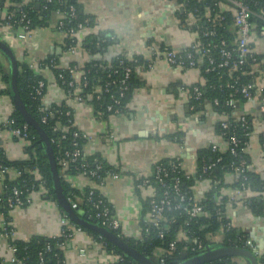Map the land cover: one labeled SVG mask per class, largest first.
Returning a JSON list of instances; mask_svg holds the SVG:
<instances>
[{"label": "crops", "instance_id": "obj_1", "mask_svg": "<svg viewBox=\"0 0 264 264\" xmlns=\"http://www.w3.org/2000/svg\"><path fill=\"white\" fill-rule=\"evenodd\" d=\"M76 2L81 12L93 20L92 25L78 32L81 41L89 35H97L102 43L107 41L94 55L91 56L83 46L74 55L65 51L62 34L56 28V15H52L45 25L34 29L26 43L29 46L28 54L23 53L25 43L21 40L11 38L8 45L17 61L30 64L44 80V101L47 104L65 101L72 109L74 126L87 135L81 145L83 154L99 157L109 167L119 170V178H107L102 185L78 173L61 175L76 190V201L82 202L85 189L98 190L110 205L113 215L121 220V234L134 237L141 226V218L146 217L145 203L151 192L150 186L137 187L134 176L150 177L156 163L175 157L181 159L186 173L194 175L195 155L199 148L204 147L206 142H214L220 149L226 150L227 143L215 130L219 116L207 101L195 106L179 87L175 91L170 89L173 83L191 85L199 81V69L174 68L164 61L162 55L153 54V48L182 50L194 39L180 23L181 7H177L175 0ZM251 43L264 62V37L253 34ZM51 54L57 56L61 66L72 61L84 63L94 58L109 63L120 54L127 57L137 55L145 62H154L151 68L142 65L135 68L141 84L133 90L124 112L100 117L95 115L91 104L68 97L56 83L52 70L39 65ZM0 64L9 73V81H5L0 73L1 122L11 114L14 105L11 97L4 93L10 87L11 67L1 53ZM259 77L264 80V63ZM237 112L252 116L243 152L248 156V170L264 177V151L260 142L264 131V114L259 109V98L245 102L241 108L238 106ZM176 132L180 133L179 141L171 139ZM0 147L7 160L26 159L21 148L22 141L12 137L7 129L0 130ZM223 180V192L227 193L234 176L225 172ZM207 187L206 180H197L192 188L193 195L201 198ZM29 197L27 205L14 207L8 212L9 224L14 231L13 239L28 241L33 236L59 235L63 210L57 200L39 191L32 192ZM262 198L264 192L259 197ZM82 214H85L84 210ZM225 214L237 229L249 232L260 245L264 238V216H254L245 206L232 204L225 206ZM3 221L4 217L0 214V229ZM9 243L10 238L0 232V258L7 262L12 256ZM62 254L65 264H112L115 255L85 229L74 231ZM243 264L248 263L244 260Z\"/></svg>", "mask_w": 264, "mask_h": 264}, {"label": "built area", "instance_id": "obj_2", "mask_svg": "<svg viewBox=\"0 0 264 264\" xmlns=\"http://www.w3.org/2000/svg\"><path fill=\"white\" fill-rule=\"evenodd\" d=\"M34 0H23L24 5L28 2ZM177 7L182 8L183 3H178ZM52 0H42L39 6L41 7L40 11L44 14L48 10V4ZM63 6L62 8H56L53 11V14L57 16L56 28L61 32L63 37V46L65 51L68 54H76L83 42L78 36V32L84 29L89 25V18L84 17L82 20L77 18V9L76 6L69 3V0H58ZM229 3L228 8L232 10V23L235 30V36L231 39L230 43H226L224 39H221L220 42L216 44H211V41H207L205 44L200 43V38L209 36H214V31L209 30L199 34L198 20L194 14L189 13L185 17V23L182 25L186 32L193 35V41L182 50L173 49V48H164L162 50H157L153 48V54L155 56L162 55L164 61L171 67L178 69H188V68H197L198 63L202 58H205L207 61V67L205 68L206 72L214 71L217 69H228L231 71H236L239 66L246 63L250 64L252 74L255 75L253 80L247 82H239L238 77H236L233 84H229V88L233 90V94L239 93L246 102H250L259 98V109L261 113H264V80L260 79L259 71L263 65V60L257 57V53L250 46L251 38L253 34H258L264 37V0L261 1L258 7V11L254 12L253 6L257 5V0H227ZM8 4V0H0V40L5 42L7 45L11 38H16L25 43L23 47V53L28 54L29 46L26 44L32 36V32L36 27H32L31 18L28 16L26 6H22L17 9V12L11 10ZM224 6L222 2L219 3V11L214 12L213 18L208 17L207 21L209 23H214L216 21L223 22L225 20L224 15L221 12V7ZM183 9V8H182ZM17 13V14H16ZM1 14L3 17L1 18ZM255 14L260 21L262 22L257 32H253L254 24L250 20L251 15ZM42 18V16H40ZM9 46V45H8ZM10 47V46H9ZM217 48L216 56L219 58V61L216 63L212 49ZM124 58L118 60L116 67L112 68L108 64H103L102 69L105 70L106 80L103 85H95L94 92L96 93V98L104 93H109L111 86L115 85L119 97H122L125 91L128 90L127 82L130 78L132 72V66L128 62L124 61ZM127 61V60H126ZM148 62L146 64L147 68L152 67V63ZM42 67H48L49 69H58L57 77L60 80V84L66 85L70 88H75L73 91V98L77 101H82V97L78 95L80 92L79 86H87L88 80L86 72L80 68L79 65H59L55 56H48L40 62ZM30 68L32 66L28 64ZM63 71H67V77L64 76ZM119 74V75H118ZM117 75L118 78L113 76ZM76 86V87H75ZM44 88L45 82L43 79L36 80L35 85L33 86V98L42 100V106H38V110L43 112L44 107L47 103L44 101ZM179 90L186 94L192 102L200 101L202 98V90L200 86L196 84L191 85H181ZM70 91V90H69ZM112 97V96H111ZM119 97H115L112 100V103L106 106V110L111 112V115H115L121 112L118 107L120 101ZM208 102V101H207ZM211 106L217 105L218 100L213 99L212 103L208 102ZM224 105L233 109L234 111L238 108L237 99L233 96L224 100ZM64 115L68 117V125L63 127V132L69 130L71 126H74V122L71 118V113L69 110L65 111ZM219 120L216 122L219 124V131H216L219 136H221L227 143V149L231 154H237V146L239 140L235 133H229L231 126L230 119L227 113L221 112L217 113ZM47 113L42 115V121H45ZM236 121L240 122V126L245 130L247 129V121L244 116L236 115ZM7 129L10 135L14 138H19L22 141V151L26 155V159L29 158L28 146L31 143V140L34 139V136L29 132V125L25 122L21 125L16 123V119L11 116V114L0 122V130ZM58 126H54L53 130L56 131ZM62 133L61 139L65 138V134ZM248 136V132L245 133ZM112 136V135H111ZM227 136V137H226ZM87 135L81 132L79 129H73L70 132V142L69 148L62 150L60 144V138L50 139V143H54L57 149L55 162L59 169V175H65L70 168L73 166L75 170L78 171V174L92 178L98 184L102 185L107 178L117 179L120 176L119 170L117 169H105L103 162L97 158H94L92 162L88 161L82 152L81 145H79L78 140H85ZM261 146L264 151V131H262L260 136ZM205 147H209L213 153L221 154L226 150L220 149L214 142H206ZM34 154V153H33ZM35 157V154H34ZM4 154L2 148L0 147V181L4 178L5 175L9 176H20L22 170L18 168L7 165L3 162ZM220 161V157H217L214 162H202L201 172L199 180H206L208 182V187L206 189H211L214 185L216 186L219 181L215 178L213 174V168ZM232 171H229L234 176V182L231 189L227 192H223V187L221 186L218 189L216 194V200L219 203L223 196H226V204L232 205H243L248 206L251 203V197L258 195L259 193L251 191L246 185V175L244 172L248 170V165L244 159H240L237 165L230 164L229 166ZM31 172L34 174V179L30 184L22 183L21 185L12 186L6 198L4 199V206L9 210L14 207H24L30 201V194L35 191L42 192V194L49 196L45 188V180L40 176L35 166L32 168L29 167L28 173ZM183 173L185 177H189L190 174L186 173L183 170L181 161L170 160L166 165L158 162L154 165L153 174L150 177H145L141 175L134 176V182H136L137 187L150 186L151 192L147 198V212L146 217L142 220L146 226L145 228H139L137 234L133 237L138 241H143L144 236L148 235L150 230L155 233L156 238L164 240L165 236L168 234L170 228L173 224H176L175 232L176 236L170 240L166 245L155 247L152 251V256L156 258V264H163L167 256L172 254L176 250V243L178 240H191L193 246L191 247L192 251H198L199 254L205 252L209 249H214L217 247H227L234 246L238 248H244L252 250L255 252L256 256L261 255L264 258V246L259 248L257 242L253 236L246 230L237 229L233 222L224 215H219L215 224L211 222L200 225V229L208 228L210 232L206 235L207 240L211 243H205L202 238L195 234L194 231H190L187 226L190 221L197 222L200 216H209L206 214L203 206L200 202V198L192 196L187 191L181 187V177L180 174ZM172 176L171 182L168 183L167 179ZM240 177V178H238ZM236 184V186H234ZM95 191H98L94 188H90L87 193H83L84 200L92 209V215L98 225L107 228L108 230L114 232L115 230L120 231L121 220L113 215L111 207L108 202L105 200L103 195L99 192L96 196ZM205 191V192H206ZM250 192H253L251 195ZM72 208L78 207V201H76L75 196L73 199H68ZM0 200V210L2 208ZM264 211V209H263ZM0 214H2L0 212ZM3 215V214H2ZM4 221L2 223L0 232L6 238L13 239L14 231L13 227L9 224V220L3 215ZM181 219V223H178V220ZM178 225V226H177ZM75 230H81L80 226L71 223L70 219L63 211L61 216V230L58 237L66 238L70 240L73 237ZM235 231V232H234ZM119 236V235H118ZM121 237V236H120ZM58 248L63 246V242L57 243ZM9 249L11 251V258L9 262H17L18 260L15 256L16 248L9 243ZM51 248L47 246L45 251H49ZM114 253V252H113ZM114 260L112 264H138L135 261L126 259L125 256L119 253H114ZM40 262H43V257L41 253ZM196 256V255H195ZM194 257V256H193ZM237 257V256H234ZM238 259V258H237ZM216 260H221L218 258ZM238 264H241V261L244 259L239 258ZM221 264H226L222 262Z\"/></svg>", "mask_w": 264, "mask_h": 264}, {"label": "trees", "instance_id": "obj_3", "mask_svg": "<svg viewBox=\"0 0 264 264\" xmlns=\"http://www.w3.org/2000/svg\"><path fill=\"white\" fill-rule=\"evenodd\" d=\"M42 0H34L32 2H28L24 5L23 0H8L9 8L13 10L14 12H17V9L26 6V10L28 13V16L31 18L32 21V27H39L43 26L47 23L48 19L54 15L53 11L56 8H62V4L58 2V0H52L51 3L48 4V10L42 14L40 11L41 7L39 6V3H41ZM178 3H183L182 8L180 9L179 13V20L181 25H184L185 23V17L192 13L195 15L196 20H198V27L197 30L199 34H202L203 32H207L209 30L214 31V36L209 37H201L200 43L205 44L207 41H211V44H216L220 42L221 39H224L226 43H230L231 39L235 36V30L232 23V10L228 8L229 3L227 0H177ZM262 0H257V5L253 6L254 12L258 11L259 4ZM222 2L224 6L221 8V12L224 15L225 20L222 22H214L209 23L207 21L208 17L213 18L214 12H218L219 9V3ZM69 3L76 6L77 9V19L82 20L84 17H88L90 22L89 25L93 24V20L90 16L85 15L81 12L80 6L76 2V0H69ZM230 6V5H229ZM214 12H213V11ZM17 14V13H16ZM42 16V18L40 17ZM3 17V14H1V18ZM250 20L255 25L253 32H257L261 25L260 19L255 15L252 14ZM107 41L102 43V39L98 37L97 35H89L83 40V47L89 52V54L94 55L98 48L100 46H103L106 44ZM250 46L253 48L252 43ZM217 48L212 49L213 57L216 61V63L219 61V58L216 56ZM0 53L5 56L1 51ZM49 56H55L56 60L58 59L55 54H51ZM258 58H260L257 55ZM6 58V57H5ZM124 58L125 62H128L132 66V72L130 74V78L127 82L128 90L125 91L124 95L122 97H119L117 88L115 85L111 86L109 93H104L100 96V98H96V93L94 92V86L95 85H103V83L106 80L105 76V70L102 69L103 64H108L112 68L116 67L118 64V60ZM7 59V58H6ZM127 60V61H126ZM58 63V60H57ZM59 64V63H58ZM146 64L148 62H145L137 55L127 57L124 54L117 55L113 60L107 62H102L98 59H90L84 63H79L78 61H72L69 65H79L82 70L86 72L88 84L87 86H79L80 92H78V95L82 97V101H85L89 104H91L93 111L95 115L100 117H106L111 115V112H108L106 110V106L110 103H112L113 98L119 97V105L121 112H124L126 109V104L129 102L131 94L133 90L141 84L140 78L138 77L135 68L142 65L146 67ZM207 61L205 58H202L201 61L198 63L197 68L200 71V79L197 81L196 85L200 86V89L202 90V98L200 101L192 102L195 106L199 105L200 103H203L204 101L211 102L213 99L218 100L217 105L212 104V108L216 113L225 112L228 114L230 119V129L229 133H235L237 136L239 143L237 146V154L233 155L228 150L222 152L221 154L213 153L209 147H201L197 150L195 158H196V172L194 175H190L189 177H185L183 173L180 174L181 177V187L185 191H187L189 194L193 195L192 188L197 180L199 178H204L205 175H202L204 177H200L201 172V165L202 162H214L217 157H220V161L216 164L215 168H213V174L215 175V178L218 179L219 183L215 186H213L211 189L207 190L203 193L202 197L200 198V202L203 206V209L205 210L207 216H200L195 221H190L187 228L190 229V231H194L196 235H198L205 243H210L206 235L208 234L209 229L204 228L200 229L199 226L203 225L205 223L215 224V221L217 220V217L219 215L225 214V204H226V196H223L219 203L216 200V194L218 193V189L222 186H224V180H223V174L225 172L232 171V169L229 167L230 164L237 165L240 161V159H244L246 164L248 165V156L246 153L243 152V148L245 145V142L247 140L246 132H250L251 129V120L252 116L249 114H243L234 111L233 109L226 107L224 105V100L227 98H230L231 96L235 97L237 99L238 106L241 108V106L246 102L245 99L239 94L236 93L233 94V90L229 88V84H233L236 77H238L239 82H247L250 80H253L255 75L250 73L251 67L250 64L246 63L244 65L239 66V68L236 71H231L228 69H215L214 71L206 72L205 68L207 67ZM53 74L57 77L58 69H51ZM0 73L5 81H9V73L5 72V69L3 68L2 64H0ZM11 74V73H10ZM63 74L65 77H67V71H63ZM119 75V74H118ZM55 77L56 83L65 91L68 97H73L75 91V88L67 87L66 85L60 84V80ZM114 78H118L117 75L113 76ZM42 79V77L37 74L32 68L28 66L25 62L17 61V76H16V85L19 92V96L27 109V111L31 114V116L40 124L42 129L47 133L50 139L54 138H60L63 132V127L68 125L67 119L64 115L65 111L69 110L71 113V118L73 120V112L70 107L67 106L65 101L61 102H51L47 104L44 107V111L41 112L38 110V106H42V100L34 99L33 98V86L36 83V80ZM181 83H173L170 85V89L175 91L177 87H180ZM76 87V86H75ZM70 90V91H69ZM45 92V88H44ZM4 93H7L10 97V87L4 90ZM112 96V97H111ZM44 113H47V117L45 121H42V115ZM236 115L238 116H244L245 120L247 121V129H243L242 126H240V122L236 121ZM11 116H13L16 119V123L18 125H21L22 123H25L24 119L21 117L19 112L14 108L11 112ZM54 126H58V129L56 131L53 130ZM76 129L75 126H71L68 131H66L65 138H60V144L62 146V150L65 148H69V142H70V132ZM215 130L219 131V124H215ZM29 132L31 135L34 136V139L31 140L30 145L28 146V153L29 158L21 161L17 160H7L4 157L3 162L7 165L14 166L18 168L19 170H22V174L18 177L16 176H9L8 174L4 176V178L0 181V200L1 204L3 205L0 212L9 220V209L4 206V199L6 198V194L8 193V190L15 185H21L22 183H27L28 185L30 182L34 179V174L31 172L28 173L29 167L35 166L40 176L45 180V188L47 190V193L50 198L57 200L55 192L53 190V183H52V176L50 172V166L47 154L45 152L44 146L42 145L40 138L38 134L29 126ZM227 137V136H226ZM175 139L177 141L180 140V133L176 132L175 134L171 135V139ZM79 145H82L83 140H78ZM53 149V154L56 156L57 149L55 147L54 143H50ZM35 157H34V154ZM88 161L92 162L94 158H97L103 162V165L105 169H110L109 167L101 158L92 156L87 157L84 156ZM170 160L180 161L181 159L179 157L170 158V159H164L160 162L163 164H167ZM58 168V167H57ZM59 171V169H58ZM67 173L76 174L78 173L77 170L73 168V166H70ZM244 175H246V185L248 188L253 192H259V195H254L251 197V203L248 206H245L248 211L251 212L254 216H264V198L259 199V197H262V193L264 192V177L260 176L258 174H254L250 172L249 170H246L244 172ZM240 178V177H238ZM61 179V186L63 193L65 194L67 199H73L74 196L77 194L76 190L71 188L60 176ZM172 179V176H170L167 181L170 183ZM236 186V184H234ZM90 188L85 189V193L88 192ZM99 194L98 191H95V195L97 196ZM84 194L82 195V202L78 203V207H81L84 210V218L95 220V218L92 215V209L90 207V204L86 202L83 198ZM147 205L148 203H145V209L147 211ZM110 206V205H109ZM144 209V210H145ZM143 218H141L140 221V227L145 228L146 224L142 221ZM96 221V220H95ZM98 223V221H96ZM181 223V219L178 220L177 224ZM178 226V225H177ZM81 229H85L89 233L93 234L96 238L100 239L103 244L105 245L106 249L108 251H112L114 253H119L125 256L126 259H130L127 255H125L123 252H121L117 247L112 245L110 242H108L106 239L98 236L95 232L81 227ZM176 224L172 225V228H170L168 234L165 236L164 240H160L156 238L155 233L150 230L149 234L144 236L143 241H138L133 237H124L119 230H115L114 233L121 236L129 245L136 248L138 251H140L143 255L146 257H149L150 259L154 260L156 262V258L152 256V251L155 247L166 245L170 240L175 238L176 232H175ZM235 232V231H234ZM63 242V246L61 248H58L57 243ZM68 239L53 236V237H43V236H33L28 241H22V240H10V243L16 248L15 256L18 260H20V263L17 262H7L0 258V264H65L64 258L62 254V250L64 246L68 243ZM211 244V243H210ZM193 242L191 240H178L176 243V250L172 252L169 256H167L164 260L163 264H179L180 262L189 259L195 255H197L198 251H192L191 247L193 246ZM50 246L49 251H45L46 247ZM41 253L43 257V262H40V255ZM239 257H222L221 260H213L210 262L202 263V264H221L222 262H225L226 264H238ZM244 259V258H243ZM258 263L264 264V258L261 255L257 256ZM246 260V259H244ZM132 261V260H131ZM248 263V261L246 260ZM249 264V263H248Z\"/></svg>", "mask_w": 264, "mask_h": 264}, {"label": "water", "instance_id": "obj_4", "mask_svg": "<svg viewBox=\"0 0 264 264\" xmlns=\"http://www.w3.org/2000/svg\"><path fill=\"white\" fill-rule=\"evenodd\" d=\"M0 51L5 55L11 67L10 95L14 108L19 112L24 121L38 134L40 141L44 146L49 161L53 190L55 192L57 202L61 209L66 213L71 222L95 232L96 234H98V236L106 239L108 242L117 247L121 252L130 257V259L135 261L136 263L156 264L152 259L146 257L136 248L129 245L122 237L118 236L116 233L98 225L95 220H92V218L88 220L85 219L83 217L84 214H82L83 210H81V208L71 207L69 200L66 198L62 190L61 179L55 162L53 149L50 144L49 137L47 133L42 129L40 124L27 111L19 96V92L16 85L17 59L12 49L2 40H0ZM259 246V248H263L264 238L262 242H260ZM232 256L242 257L246 259L249 264H259L254 251L234 246L217 247L214 249H209L199 255L186 259L180 262L179 264H202L216 260L218 258Z\"/></svg>", "mask_w": 264, "mask_h": 264}, {"label": "rangeland", "instance_id": "obj_5", "mask_svg": "<svg viewBox=\"0 0 264 264\" xmlns=\"http://www.w3.org/2000/svg\"><path fill=\"white\" fill-rule=\"evenodd\" d=\"M239 258H241V257H239ZM243 259V258H242ZM246 261V260H245ZM241 264H243V261L241 262Z\"/></svg>", "mask_w": 264, "mask_h": 264}]
</instances>
